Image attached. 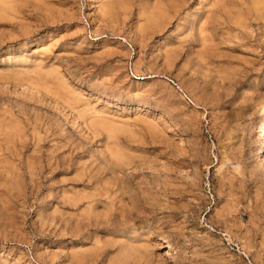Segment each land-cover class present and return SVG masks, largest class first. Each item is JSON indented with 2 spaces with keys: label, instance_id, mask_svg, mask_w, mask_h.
<instances>
[{
  "label": "rangeland",
  "instance_id": "1",
  "mask_svg": "<svg viewBox=\"0 0 264 264\" xmlns=\"http://www.w3.org/2000/svg\"><path fill=\"white\" fill-rule=\"evenodd\" d=\"M263 108L264 0H0V264H264Z\"/></svg>",
  "mask_w": 264,
  "mask_h": 264
},
{
  "label": "bare ground",
  "instance_id": "2",
  "mask_svg": "<svg viewBox=\"0 0 264 264\" xmlns=\"http://www.w3.org/2000/svg\"><path fill=\"white\" fill-rule=\"evenodd\" d=\"M260 7V6H259ZM258 8V7H257ZM259 119L264 123V108L259 111ZM259 142V141H258ZM258 153L262 157V163L264 165V128L260 135V142L258 144ZM261 161V160H260ZM262 165V164H261ZM264 169V168H263ZM108 190V189H107ZM125 213V212H124Z\"/></svg>",
  "mask_w": 264,
  "mask_h": 264
}]
</instances>
